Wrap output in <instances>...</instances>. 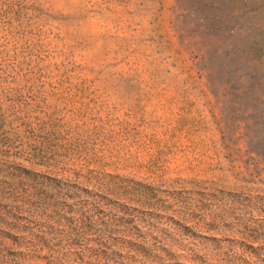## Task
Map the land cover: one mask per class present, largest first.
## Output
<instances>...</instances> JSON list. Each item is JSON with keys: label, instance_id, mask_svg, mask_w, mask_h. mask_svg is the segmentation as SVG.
Wrapping results in <instances>:
<instances>
[{"label": "rangeland", "instance_id": "rangeland-1", "mask_svg": "<svg viewBox=\"0 0 264 264\" xmlns=\"http://www.w3.org/2000/svg\"><path fill=\"white\" fill-rule=\"evenodd\" d=\"M0 264H264V0H0Z\"/></svg>", "mask_w": 264, "mask_h": 264}]
</instances>
